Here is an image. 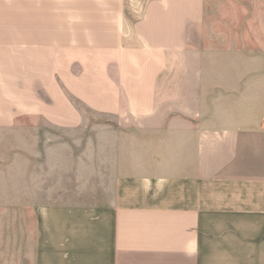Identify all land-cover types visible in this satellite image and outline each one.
Here are the masks:
<instances>
[{"label": "crops", "instance_id": "obj_1", "mask_svg": "<svg viewBox=\"0 0 264 264\" xmlns=\"http://www.w3.org/2000/svg\"><path fill=\"white\" fill-rule=\"evenodd\" d=\"M220 7L0 0V264H264V12Z\"/></svg>", "mask_w": 264, "mask_h": 264}, {"label": "rangeland", "instance_id": "obj_2", "mask_svg": "<svg viewBox=\"0 0 264 264\" xmlns=\"http://www.w3.org/2000/svg\"><path fill=\"white\" fill-rule=\"evenodd\" d=\"M232 1H239L241 3H245V6L247 8V12L245 15V27L242 26V28L240 27V29L243 30L245 33H252L253 32V28H254V21H253V12L255 11V3H256V8H257V2L261 1V5H262V10L264 12V0H232ZM210 9L212 10V6H217L219 8V13L221 11V2L222 0H207ZM248 10H250L249 12L252 13V17L251 19H249V15H248ZM257 11V10H256ZM264 17V14H263ZM221 19V17H220ZM220 28V26H219ZM231 30L234 31V27H231ZM263 31H264V27H263ZM77 108L86 116V123L88 125V127H102V128H109V129H113V128H118V129H134V128H141L140 123H136L132 120H128V121H122V120H118L109 116H98V115H94V114H89L87 111H85L84 109H82L81 107L77 106ZM25 123L26 125H29V122H22ZM152 127H156L157 124H150ZM38 128H46L45 124H42V122L38 121ZM7 142L9 144L12 145L13 139L12 137L7 138ZM4 172V173H3ZM0 171V177L5 178L6 180V184L4 186V188L7 190H11L13 188V183L11 182L13 180V170H12V151L11 152H7L6 153V158H5V170L4 171ZM2 180V179H0ZM1 188V186H0ZM5 203V207L6 208H11L12 207V202L6 201ZM2 207V206H1Z\"/></svg>", "mask_w": 264, "mask_h": 264}]
</instances>
